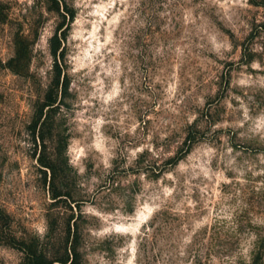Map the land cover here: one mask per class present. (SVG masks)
<instances>
[{
  "label": "rangeland",
  "instance_id": "obj_1",
  "mask_svg": "<svg viewBox=\"0 0 264 264\" xmlns=\"http://www.w3.org/2000/svg\"><path fill=\"white\" fill-rule=\"evenodd\" d=\"M0 209V264H264V0H0Z\"/></svg>",
  "mask_w": 264,
  "mask_h": 264
},
{
  "label": "trees",
  "instance_id": "obj_2",
  "mask_svg": "<svg viewBox=\"0 0 264 264\" xmlns=\"http://www.w3.org/2000/svg\"><path fill=\"white\" fill-rule=\"evenodd\" d=\"M57 36H54L53 40H55ZM58 49V44L53 45L52 51L55 54ZM8 216L3 213L0 209V222H6ZM24 260L23 264H67L69 259L68 255L64 258H60L59 260H53L48 258L42 251H37L32 245H27L25 243L24 246ZM70 264V263H68Z\"/></svg>",
  "mask_w": 264,
  "mask_h": 264
}]
</instances>
